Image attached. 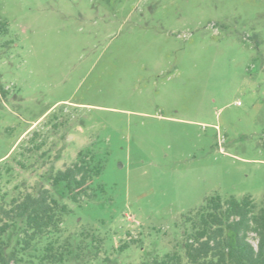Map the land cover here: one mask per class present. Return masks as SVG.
<instances>
[{
  "label": "rangeland",
  "instance_id": "374dc122",
  "mask_svg": "<svg viewBox=\"0 0 264 264\" xmlns=\"http://www.w3.org/2000/svg\"><path fill=\"white\" fill-rule=\"evenodd\" d=\"M0 19V196L102 157L104 191L63 221L101 239L87 264L183 256L206 198L264 200V0H0Z\"/></svg>",
  "mask_w": 264,
  "mask_h": 264
},
{
  "label": "trees",
  "instance_id": "16d2710c",
  "mask_svg": "<svg viewBox=\"0 0 264 264\" xmlns=\"http://www.w3.org/2000/svg\"><path fill=\"white\" fill-rule=\"evenodd\" d=\"M7 33V23L0 19V34ZM0 91L5 96L1 87ZM7 160L2 165L6 175L12 171ZM103 167V158L85 148L71 164L44 176L50 188L18 192L7 201L6 194L1 195L0 264H65L71 256L78 264H87L89 239L95 252L88 258L97 256L101 239L86 230L74 245L69 236L63 238V221L72 204L91 201L104 191L98 182ZM54 194H60L61 200ZM182 224L186 225L181 244L187 264H264V200L210 196L198 209L183 215ZM250 235L256 247L249 242ZM183 256L173 250L147 264H182Z\"/></svg>",
  "mask_w": 264,
  "mask_h": 264
}]
</instances>
